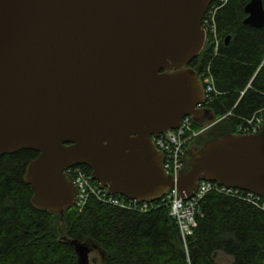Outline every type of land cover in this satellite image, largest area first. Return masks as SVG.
Wrapping results in <instances>:
<instances>
[{
	"label": "water",
	"instance_id": "water-1",
	"mask_svg": "<svg viewBox=\"0 0 264 264\" xmlns=\"http://www.w3.org/2000/svg\"><path fill=\"white\" fill-rule=\"evenodd\" d=\"M213 0H0V156L37 152L24 181L31 204L63 214L76 186L65 169L85 165L109 194L191 197L200 180L264 199V123L189 146L174 179L152 136L190 116L220 120L198 104L204 89L189 65L206 43ZM244 23L264 26L263 0ZM77 264L94 249L72 239Z\"/></svg>",
	"mask_w": 264,
	"mask_h": 264
},
{
	"label": "trees",
	"instance_id": "trees-1",
	"mask_svg": "<svg viewBox=\"0 0 264 264\" xmlns=\"http://www.w3.org/2000/svg\"><path fill=\"white\" fill-rule=\"evenodd\" d=\"M248 1L227 0L216 11L220 40L216 53L208 40L189 64L197 73L209 65L220 94L207 107L216 118L230 114L188 147L199 148L213 137L235 133L241 119L264 106V26L244 23ZM36 155L34 150L22 149L0 156V264H77L70 240L63 237L93 246L99 253L96 264H221L216 259L220 251L232 256L226 264H264V211L243 198L213 191L205 194L185 250L163 201L147 212L93 196L82 211L71 207L62 215L34 207L24 173ZM80 166L90 173L87 166Z\"/></svg>",
	"mask_w": 264,
	"mask_h": 264
},
{
	"label": "built area",
	"instance_id": "built-area-1",
	"mask_svg": "<svg viewBox=\"0 0 264 264\" xmlns=\"http://www.w3.org/2000/svg\"><path fill=\"white\" fill-rule=\"evenodd\" d=\"M226 1L227 0H218L217 3L210 4L202 19V26L206 33V42L209 40L214 44L215 53L220 41L217 35L215 14L216 11L226 3ZM263 61L260 65H263ZM197 74L203 85L205 99L204 102L198 104V106L203 107L212 102L220 92L215 87L209 65L205 66ZM249 86L250 82L247 87ZM227 114L230 113L228 112ZM263 123L264 106L256 110L250 117L241 119L237 125L236 132L254 134L260 130ZM209 126L210 125L207 124L201 126V128H195L192 118L190 116H184L177 128L165 131L157 136H152L154 145L162 153V165L167 174L171 175L174 179L177 178L178 172L183 165V153L188 147V143ZM65 172L74 180L76 186V198L72 207L78 211L83 210L91 196L101 202L138 212H147L155 208L157 206L155 202L157 201L167 203L169 206V215L173 218L179 229L185 250H187V239L197 225L196 214L199 212V202L208 192L213 191L224 195L243 198L264 211V199L261 197L250 192L243 191L244 193H242L240 192L241 190L238 189L226 188L208 180H200L195 193L186 199L180 197L176 189H170L159 200L139 202L135 199H129L121 195L107 193L106 189L100 187L98 182L92 179L90 173L85 171L80 165L68 167L65 169Z\"/></svg>",
	"mask_w": 264,
	"mask_h": 264
},
{
	"label": "rangeland",
	"instance_id": "rangeland-1",
	"mask_svg": "<svg viewBox=\"0 0 264 264\" xmlns=\"http://www.w3.org/2000/svg\"><path fill=\"white\" fill-rule=\"evenodd\" d=\"M94 257H95V260H97V258H99V253L97 251L94 253ZM216 259L221 264H226L227 262H231L232 261V256L227 255V254H225V253L220 251V252L217 253Z\"/></svg>",
	"mask_w": 264,
	"mask_h": 264
},
{
	"label": "flooded vegetation",
	"instance_id": "flooded-vegetation-1",
	"mask_svg": "<svg viewBox=\"0 0 264 264\" xmlns=\"http://www.w3.org/2000/svg\"><path fill=\"white\" fill-rule=\"evenodd\" d=\"M203 107H207V106H203ZM208 108V107H207ZM65 238L66 240H70V238L68 237H63ZM71 244V243H70ZM96 252V249H93L89 255V264H96L97 263V260H95V257H94V253Z\"/></svg>",
	"mask_w": 264,
	"mask_h": 264
}]
</instances>
